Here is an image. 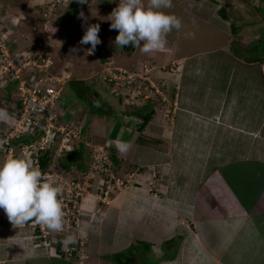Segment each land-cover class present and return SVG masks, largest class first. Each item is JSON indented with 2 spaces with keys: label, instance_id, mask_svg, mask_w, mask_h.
<instances>
[{
  "label": "crops",
  "instance_id": "crops-1",
  "mask_svg": "<svg viewBox=\"0 0 264 264\" xmlns=\"http://www.w3.org/2000/svg\"><path fill=\"white\" fill-rule=\"evenodd\" d=\"M53 1L0 0V12H4L3 16H0V22L4 26L3 33L14 38L21 37V41L18 39V43L14 42L22 46L21 48L33 46L32 44L39 45L40 39L46 36L51 41V38L56 37V32L49 33L48 30L57 27L54 21L67 14L68 6L76 1L79 3L78 0H58L52 10L59 12V15L55 17L53 14L55 18L52 19V14L45 15L43 8ZM206 1L189 0L190 8L193 9L191 14L208 26L209 20H203L197 15L199 11H206L209 7L214 10V3L210 2V5H214L211 7L205 5ZM252 1L241 0L248 7H257L256 2L259 0ZM257 17L258 21L254 20L256 27L263 28V14L258 12ZM243 24L244 28L248 26V23ZM25 26L32 29L27 35L21 34L19 30ZM179 30H173L166 36L164 50L148 53L141 50L142 60L136 61V64L145 60L151 63V69H147L149 77L144 78L141 73L135 74L127 67L121 68L127 75L131 74L132 78L136 75L143 77L142 80L145 79L143 82L146 84L151 79L156 87L164 84V93L156 91L157 97L163 95V101L173 98L172 114L165 115L164 111L168 105L159 103L162 107L153 103L152 107H158L164 112V116L152 115L146 124L142 123L143 127L139 132L132 131L130 128L133 127L129 128V124L123 122L126 126V129L121 128L120 131L121 134L124 131L123 138L112 139L117 148L121 142L132 145L131 161L128 164L125 161L123 166L128 169L131 167L129 170L132 172L129 175L140 180L134 183L133 189L137 188L136 194L142 197L140 202L137 201L133 206L126 205L125 218H122L126 221L123 234L131 239L130 248L139 247L137 245L141 244L142 252H147L150 247L156 249L154 253L167 260L164 264H264V127L261 125V107L255 105L256 100L251 98L252 94L259 93V78H262V74L259 71L260 73H256L258 78L254 77L258 80V86L242 85L244 90L239 89L240 82L236 79L229 85L230 80L227 77L231 72L226 73L227 67H223L222 61L228 58L235 63L240 60L239 57L224 54V59L221 60L216 55L222 51L205 54L199 52L198 47H180ZM220 35L224 36L225 32L220 30ZM172 38L174 39L171 40ZM173 41L175 45H172ZM48 43L50 46V42ZM118 50L120 54L127 52ZM198 52L202 55H197ZM91 55L98 59L93 52ZM121 57L122 55H119V58ZM130 60L133 65V59ZM118 63L120 60H117ZM172 65L176 67L177 74L175 70L170 71ZM229 66L231 67V64ZM241 69L246 71V68ZM249 70L251 69H247ZM72 74L77 77V74H80L79 68L76 67ZM81 74L84 78L92 79V76L86 77L88 74L84 72ZM73 81L81 82L82 79L74 78L69 82ZM153 82H150L151 86H155ZM117 85L119 83L116 88L113 87L118 93L117 96L120 97L118 90L122 92L125 89L133 98L135 89L129 91L127 85L119 89L120 86ZM247 86L250 96L244 97L241 91L246 92ZM177 96L179 99H176ZM150 104L148 102L146 106L151 108ZM121 108L123 106H118L120 113L126 114ZM139 111L141 110L135 111L136 114L142 115ZM110 115L112 119L113 113ZM143 116L145 114L141 117ZM215 117L219 118L215 120ZM94 118L97 120L101 117ZM115 120L110 124V131ZM139 152L141 154L138 157ZM117 160L116 167L119 166V159ZM237 160L238 163L246 161L247 165L244 166L243 179L237 178L242 180L234 185L230 184L226 177L233 174L230 169H234L232 164H236ZM137 171L142 174H137ZM146 172H152L149 182H146L149 178ZM154 180H157V185L162 181L160 187L165 188L164 191L161 190L165 196L163 199L155 198L150 201L143 197H150L153 187L151 181ZM141 185L144 188L148 186V189H141ZM94 217H99L94 223L82 219L85 227L94 225V234L98 231L99 235L94 237L93 245L102 241L101 229H106L111 238L123 236L118 226L114 227V218L111 216L103 219L99 215ZM107 223L111 225L107 227ZM27 236L24 225L14 226L7 216L5 220L0 217V264H84L75 253L68 257L62 254L60 249L57 250L60 252L59 256L44 253L41 247L26 243ZM111 238L105 239L110 241ZM175 239H178L177 246H174ZM123 253L124 251H120L111 255L106 263L123 264L118 258Z\"/></svg>",
  "mask_w": 264,
  "mask_h": 264
},
{
  "label": "rangeland",
  "instance_id": "rangeland-1",
  "mask_svg": "<svg viewBox=\"0 0 264 264\" xmlns=\"http://www.w3.org/2000/svg\"><path fill=\"white\" fill-rule=\"evenodd\" d=\"M211 1L212 3H214L215 6L212 4L211 5L214 6L213 8L216 11L211 10L209 7L206 9V11L201 10L199 11V13H197V15L201 16L203 20H209V23L207 24L208 26H205V22L200 19H196V16L191 14V12H193V9L190 8L191 2H189V0H172V6L170 8L162 10L167 13L176 15L181 20L182 26L179 30V38L181 44L180 47H184L187 49L198 47L199 52H204L205 54H207V52L208 54H215L217 51H222L218 52V54L216 55L219 56L221 60H223L224 56L227 54L230 57H233L234 55L239 57L240 60L238 59L239 61H235V63L228 58L225 59L226 61H222L223 67H227L225 69L226 73L227 71L231 72L227 77L230 80L229 85H231V83H233V80L236 79V81L240 82L239 89L244 90V87L242 85H251L253 87L258 86V80L254 79V77L258 78L256 73L259 71L261 72L262 78H259V93L252 94L251 98L256 100L257 103L255 105L261 107V116L264 118V20H261V22L263 23V28H260L259 26L256 27V22H254V20L258 19V12L264 14V0L257 1V7H255L254 5L248 7L247 5H245V3H242L241 0H209V4L205 2V5L209 6ZM255 1L256 0H253L252 2ZM55 2L58 3V0H54L53 3L50 4L47 3L44 7L45 12L48 16L52 14L50 16V18L52 19L59 15V12L55 13L52 10L53 7L55 8ZM74 3L75 4H72L66 8L68 10L65 16L58 18V20L56 19L57 21H54L57 27H52L48 30L49 33L53 31L56 32V37L51 38V41H49V38L47 36V38L44 37V39L41 37V44H33L34 46H37V48L34 50L40 49L47 52L48 56L51 58L50 61L53 62L50 68L54 74L57 73L58 75L60 73L61 75H58L59 77H68L67 79L69 81L73 80L74 78L82 79L81 82L73 81L72 83H67V87H65L64 93V105L62 107V113L65 114V117H63V119L66 118L75 122L78 125L79 129L82 131L81 142L74 141L75 143H77L75 148H77L78 152H76V154L67 152L65 157L66 159L63 161L64 167H66V174H68L66 180H64L67 182L73 181L74 178H79L80 180V185L77 183L72 185V192L73 194H76L77 198L75 206L78 210H80L79 214L77 215H80L79 217L82 219L84 218V221L89 220L88 222L90 223H94L96 219L99 218H95L94 215H99L102 217V219L103 217L106 218L111 216L112 218H114V227L116 228L118 226L119 231L121 230L123 234V228L124 225H126V221L124 219L122 220V218L123 216L125 218L127 210L126 205L131 204V206H133L134 203L136 204L140 202V199L142 197L141 195L136 194L137 188L133 189L135 186L134 183L140 180H137V178H135L134 176L132 177L129 175L132 172L131 170H129L131 167H129L128 169L127 166H123V164H125V161L127 162V164L129 163V161H131L130 153L132 145L126 144L127 150L121 151L119 150V147H116V142L112 139L123 138L124 131L122 132V134L120 132L121 128L126 129V126L123 125V122L129 124V128L132 126L133 128H130L132 131L139 132V130H141L142 128L141 125L143 123V119L141 118L142 115L145 114V116L148 115L151 118L152 115H156L159 117L164 116V112L165 115L170 114L173 110V98L171 100L169 99L163 101V95H161L160 98L157 97L156 91H160V93L163 92L164 88H162V86H164V84H159L158 87H156L155 83L151 79L150 82H153V84L155 85L151 86L150 82L146 84V82H143L146 80H142V78L138 76H134L132 79H129L128 77L131 74L127 75L125 71L121 70V68L124 69L127 67L128 69H132L131 71L135 74H143L145 78L150 76L147 75L145 71L147 69H151V63H147L145 60L143 62L141 61L142 64L141 62L139 64H136V61L138 62L139 60H142L143 56V53L140 49L141 47L139 46L133 47L127 45V50L125 49V46V48L115 46L114 41L115 37L118 35V30L110 28L111 21L108 20V16L112 12V10L117 7L119 0H90L87 4H80L77 3V1ZM144 3L145 5H147L148 0H144ZM260 5L262 9L260 8ZM74 11L80 12L78 13V15L73 17ZM81 12H83L84 14L83 18L80 17ZM223 12L224 14L227 13L229 15V17H224L226 21L223 19ZM2 13L4 12H0L1 17L3 16ZM53 14H55V17ZM69 19L70 22H72L71 31H67L68 26L66 24H68ZM243 23H248V26L244 28ZM91 24L100 25V32L98 33V35L101 39V43L97 45V47H100L102 49V53L105 55L104 60H98L91 54L88 55L89 53L87 52V50L91 47L90 44H80V40L85 33V29ZM251 25L253 27H249ZM3 28L4 26H2L0 22V29ZM41 28L43 27L41 26ZM19 30L21 34L27 35L32 29L25 26L21 29L19 28ZM173 30L169 33L173 32ZM220 30H223L225 32L224 36L220 35ZM253 31L256 33L253 34ZM169 33L166 36H169ZM174 38H172L171 40H173ZM18 39V37L14 38V36L11 37L8 34V38H6V41L14 45V42ZM48 42H50V46ZM59 42L63 44V49H61V44ZM173 44L175 45L174 41L172 42V45ZM171 47L172 46H169V48ZM73 49H76V51L73 52ZM118 49H121V52H127L124 54H120L118 53ZM211 49L213 50V52H211ZM199 52L197 53V55H202V53ZM13 54L14 52H12L11 55ZM119 55H122V57L119 58ZM130 59H133V65H131ZM117 60H120V63L117 64ZM252 61L254 63H250ZM229 64H231V67H228ZM76 67H78L80 71V74H77V77L72 74L73 70H75ZM241 68H246V71H243V69ZM247 69L251 70L247 71ZM22 70L24 71L25 67ZM174 70L177 74L176 67L172 65L170 71L173 72ZM25 71H28V69ZM82 72L88 74L86 75V77L92 76V79L84 78V75L81 74ZM108 72L119 76L118 81L114 79L115 81H117V83H119V85H117V87L120 86L119 89H123L126 85H128L130 91L131 87L134 88L135 84L137 85L134 90L135 94L133 98H131L127 94V90L125 89H123L122 92L118 90L120 97L117 96L118 93L113 90L116 88L115 82H110L103 77V74L106 73L108 75ZM98 78L100 79L99 81ZM130 80L132 81V84L129 82ZM249 80H251V82H249ZM70 83L71 85H69ZM1 87L2 85L0 84V101H2L1 99L4 95L3 91H1ZM16 87L17 81H14L7 86V90L12 91L15 90ZM248 88L249 86L246 87V92L241 91V94L244 97L250 96V90L248 91ZM90 91L98 93V98L94 105H90L88 103ZM10 96L14 97V93L12 92ZM124 99H128V101H124ZM176 99H179L178 96L176 97ZM148 102L151 103V108L146 106ZM153 103L156 105L162 103L164 104V106L168 105V108H166L163 112L162 110H159L158 107L153 108ZM162 104H160L159 106L163 107ZM9 105L11 106V103L5 102V104L2 105L0 102V106L3 108L4 106H6L10 109ZM118 106H123L124 112L131 115L136 114L137 112L135 111L140 109L141 111L139 112L142 113V115L136 114L137 116H133V121H129L128 117H125L122 112L120 113ZM96 112L98 113V115L107 114V116L95 120L96 118H94V113ZM111 113H113L112 119V116L110 115ZM263 118L261 122L262 127H264ZM112 120H115V123L113 125L114 127L112 126V129L110 131V124ZM262 132H264V128H262ZM125 133H127V131ZM98 147L102 149L99 150L101 156H104L102 159L106 158L108 160V156L110 154V156L112 155L116 159H119V166L116 167L111 163L112 165L108 169V162L107 164H105L104 162L95 164L94 155L98 154L96 152V148ZM140 154L141 152H139L137 156L139 157ZM2 161H4V159H2V157L0 156V162ZM116 161L118 163V160ZM246 165V161L238 163V160L236 164H232L234 169L230 170L233 171V174L226 177L230 184L236 185L243 179L242 177H244L245 171L244 166ZM142 170L143 169L141 168V171ZM235 172L236 175H234ZM151 173L152 172L147 173L149 178L146 179V182L150 181ZM137 174L142 173H139L137 171ZM239 177H241L242 179H237ZM151 183L153 184V187L151 186L152 193H150V197L147 196L143 198H146L150 201L155 198L163 199L165 194L162 191H164L165 188L162 189V187H160V183H162V181L160 183L158 182V185L157 180L151 181ZM142 188H144V186L142 187L141 185V189ZM144 189L147 190L148 186H145ZM5 216H7L6 213L1 210L0 217L5 220ZM31 225L27 224L25 226L28 233V236L25 238V240L27 241L26 243H28L29 241L31 242V235L33 236V234L36 233V230H34V226ZM85 225L86 224L83 225V222L81 223L80 221V227H75L73 233V242L76 241L78 243L77 250L73 253H75L74 255H76V257L80 259L79 261L83 262L84 264H101V262L102 264H108L106 262L110 260L109 257L120 251H124L123 254L118 256V258L122 260L123 264H164L165 261L167 262L166 259H163V256H159L157 253H154L156 252V249L150 247L149 254L152 255L149 256V250L147 252H142L143 248H140L141 244L137 245L139 247L132 246L130 248V243L132 242L130 241L131 239L129 237H126L127 235L125 236L123 234V236L111 238L110 235L106 233V229H101L103 238L102 241L93 245L94 237H97L99 235L98 231H96V234H94V225L89 224L88 227H85ZM110 225V223H107L106 226L109 227ZM63 236L64 238L66 237L63 234L58 239H56L57 237L50 238V240L46 242L47 245L49 244L48 247L43 246L42 252L51 253L49 250L51 249V246L55 248L53 242L58 240L61 241V239H64L62 238ZM105 238H111V240L106 241ZM177 241L178 239H175L174 246H177ZM40 245H44L43 240L41 241ZM134 245H136V243ZM59 249L60 246L57 247L58 251ZM61 253L68 257L69 252L66 253L65 251H61ZM58 254H60V252H58Z\"/></svg>",
  "mask_w": 264,
  "mask_h": 264
},
{
  "label": "built area",
  "instance_id": "built-area-1",
  "mask_svg": "<svg viewBox=\"0 0 264 264\" xmlns=\"http://www.w3.org/2000/svg\"><path fill=\"white\" fill-rule=\"evenodd\" d=\"M6 38L0 31V84L5 86L6 83L17 81V87L10 101L12 108L4 117L0 113V121L4 120L3 127L0 128V154L4 160L10 156L23 155L39 168L45 181L62 186L64 218L61 230H50L46 225L34 220L23 224L34 226L36 233L31 235L32 241H35L32 245L43 248L48 247L49 244L46 242L50 238L58 239L63 234L66 237L73 236L75 227H80V221L82 223V218L77 215L80 210L75 206L76 194L72 192V185L76 183L80 185V180L74 178L73 181H65L68 174L63 164L67 152L72 154L77 150L75 142H81L82 132L75 122L63 119L64 80L67 77L54 76L50 68L53 62L47 60L45 63L47 53L41 55L39 51L34 50L36 47L11 55V47ZM39 59L43 60L42 64H38ZM30 63H34L36 69L34 66L31 68ZM20 67H25V70L29 71H23ZM103 77L116 84L119 79L118 75L109 72L108 75L104 73ZM99 150L102 149L96 148L98 154L94 155V163L108 162L109 169L113 164L110 154L108 160L102 159L104 156H101ZM43 160L45 165L42 164ZM65 238L53 242L55 248L51 246L50 252L59 256L57 247L60 246V251L69 252L68 256H72L77 250L78 243L76 241L63 243ZM41 239L44 245H40ZM37 242L40 243L37 245Z\"/></svg>",
  "mask_w": 264,
  "mask_h": 264
},
{
  "label": "clouds",
  "instance_id": "clouds-1",
  "mask_svg": "<svg viewBox=\"0 0 264 264\" xmlns=\"http://www.w3.org/2000/svg\"><path fill=\"white\" fill-rule=\"evenodd\" d=\"M78 2L84 4L86 0H78ZM171 6L172 0H148L147 5H145L144 0H119L117 7L108 16V20L111 21L110 28L118 30V35L114 41L115 46L121 48L129 44L133 47L140 46L145 53L164 50L167 43L166 35L173 29L178 30L182 26L181 20L176 15L162 10ZM43 11L47 15L45 8ZM83 16L84 14L81 12L80 17L83 18ZM0 31L3 33L2 29ZM99 32V24H91L85 29L80 44L91 45L87 50L89 54L101 43ZM3 34L8 38L7 33ZM9 45L11 53L14 52V54L36 47L33 44V46L29 45L24 48L17 44L9 43ZM127 48L126 46L125 49ZM72 51L75 52L76 49ZM145 72L148 74L149 71L146 70ZM58 75L60 76V74ZM141 78L143 79V77ZM68 82L69 80L66 79L64 93ZM10 83H6V85ZM130 83L132 84V81ZM4 87L2 86L1 90H4ZM131 89L135 88L131 87ZM5 99L6 96L1 99L2 105L5 102L10 103L12 97L9 101H5ZM124 101H128V99H124ZM10 109L6 106L4 108L0 106V113L4 117ZM122 110L124 109L122 108ZM124 115L128 117L129 121H133L132 116ZM3 121H0V128L3 127ZM118 147L121 151L127 150V145L123 142ZM0 156L2 157V154ZM61 192L62 186L45 181L39 168L34 166L33 162L23 155L10 156L0 162V209H3L8 220L14 226L23 225L28 221L34 220L37 223L46 225L50 230H61L64 218ZM73 240L74 237L69 235L63 243H71ZM34 242L29 241L28 243L32 245Z\"/></svg>",
  "mask_w": 264,
  "mask_h": 264
},
{
  "label": "trees",
  "instance_id": "trees-1",
  "mask_svg": "<svg viewBox=\"0 0 264 264\" xmlns=\"http://www.w3.org/2000/svg\"><path fill=\"white\" fill-rule=\"evenodd\" d=\"M222 15H223V17H226V14H224V12L222 13ZM74 17V16H73ZM7 86L8 85H5V87H4V90L2 89L1 91H3V93H4V95L2 96V97H5L6 96V99L5 100H10L11 99V96H10V94L13 92L14 93V91L15 90H13V91H11V90H7ZM11 92V93H10ZM130 116H132L133 117V114L131 115V114H129ZM94 116L95 117H106L107 115L106 114H99L98 115V113L96 112V113H94ZM142 119H143V124H146L147 122H148V120L150 119V117L147 115V116H143V117H141ZM143 124L141 125L142 127H143ZM76 152H78V150H76L75 152H74V154H76ZM110 160L113 162V164L115 165V162H116V158L114 157V156H110ZM42 164L43 165H45V160H43V162H42Z\"/></svg>",
  "mask_w": 264,
  "mask_h": 264
},
{
  "label": "water",
  "instance_id": "water-1",
  "mask_svg": "<svg viewBox=\"0 0 264 264\" xmlns=\"http://www.w3.org/2000/svg\"><path fill=\"white\" fill-rule=\"evenodd\" d=\"M89 1H90V0H87V2H85V4L89 3ZM69 21H70V20H69ZM93 53H95V54L97 55V57H98L100 60H102V59L105 58V57H104L105 55L102 53V50H101L100 48H97V47H96V49L93 51ZM97 98H98V93H93V94L89 97V99H88V103H89L90 105H94V104L96 103Z\"/></svg>",
  "mask_w": 264,
  "mask_h": 264
},
{
  "label": "bare ground",
  "instance_id": "bare-ground-1",
  "mask_svg": "<svg viewBox=\"0 0 264 264\" xmlns=\"http://www.w3.org/2000/svg\"><path fill=\"white\" fill-rule=\"evenodd\" d=\"M36 51H39V53L41 54V55H44L45 53H47L46 51H44V50H40V49H38V50H36ZM35 55V54H34ZM35 57H37V56H35ZM33 60H35L34 58H33ZM47 60H51V58L49 57V56H47L46 58H45V63H46V61ZM27 61V59H25L24 60V62H26ZM43 63V60L42 59H39L38 60V64H42ZM47 63H49V62H47ZM37 64V63H36ZM30 66H34L35 67V69H36V65H34V63H30L29 64ZM21 68V70L23 69L22 67H20ZM53 70V69H52ZM52 74L54 75V76H57V73H53L52 72ZM60 74V73H59ZM61 75V74H60ZM82 132V131H81ZM77 149V148H76ZM143 192V191H142Z\"/></svg>",
  "mask_w": 264,
  "mask_h": 264
},
{
  "label": "flooded vegetation",
  "instance_id": "flooded-vegetation-1",
  "mask_svg": "<svg viewBox=\"0 0 264 264\" xmlns=\"http://www.w3.org/2000/svg\"><path fill=\"white\" fill-rule=\"evenodd\" d=\"M80 12V11H79ZM78 11H74V15L73 16H76V15H78V13H79ZM64 24V23H63ZM62 25V24H61ZM67 26H68V29H67V31H71L72 30V22H70V23H68V24H66ZM127 45H125V47H126ZM128 46H132L131 44H129ZM127 46V47H128ZM124 47V48H125ZM97 48H100V47H97ZM101 49V48H100ZM102 50V49H101ZM94 91V90H93ZM93 93H96V92H92V91H90V96L93 94ZM122 109V108H121Z\"/></svg>",
  "mask_w": 264,
  "mask_h": 264
}]
</instances>
